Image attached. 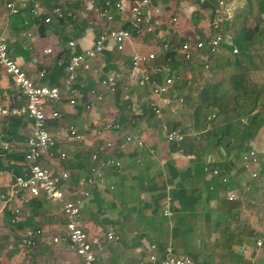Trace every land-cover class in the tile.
<instances>
[{
	"label": "crops",
	"instance_id": "0c3cea01",
	"mask_svg": "<svg viewBox=\"0 0 264 264\" xmlns=\"http://www.w3.org/2000/svg\"><path fill=\"white\" fill-rule=\"evenodd\" d=\"M32 1L44 12L57 5L63 11L71 10L72 15L63 19L50 17L48 24L35 23L25 11L10 15L5 1L0 0V36L6 40L10 58L35 84L59 86L69 56L93 45L99 26L93 22L91 8L103 0ZM109 1H120L123 11L129 5L128 0ZM215 1L152 0L144 11L142 27L145 29L150 24L155 15L153 11L157 9L160 24L154 31L132 34L120 52L111 41L104 42L100 53L76 69L71 91L63 94L55 107L58 118L46 115L51 149L64 153L65 159H43L41 165L68 173L61 184L63 192L67 193L73 192L79 178L87 174L89 154L99 142L92 135L94 128L112 121L122 126L120 131L104 134V138L113 143L108 156L120 162L117 169L109 167L103 172L106 185L113 188L89 190L87 197L78 196L80 222L92 243L96 264L145 263L149 254L160 260L167 253L186 256L191 264H264V248L255 245L256 233L263 231L256 209H251L244 198L239 200L237 196L238 190L251 180L248 172L241 168L242 153L251 147L264 156V123L261 126L250 123L242 128L245 119L233 120L231 126L226 125L224 136L228 138L225 140L220 138L225 123L213 112L208 113L206 126L199 122L195 129L192 127L193 110L203 88L219 80L214 73L233 72L232 68L223 66L231 53L223 46L213 55L200 52L189 63L181 62L176 55L161 75L172 77L173 86L170 93L156 101L162 121L184 133L179 146L164 139L159 121L153 118L147 106V89H139L129 82L127 91L118 83L114 91L104 92L99 85L101 79L113 72L125 75L134 53H154V64L163 65L162 41L177 48L184 41L204 39L210 32V11ZM224 2L230 7L235 3L233 0ZM126 15L122 12L112 28H126ZM172 18H175L174 23ZM228 26L233 32L235 27L230 20ZM24 32L29 36H24ZM70 41L73 42L71 48L68 47ZM44 49H50V54H43ZM223 50L226 55L219 57L211 73L212 59ZM240 68L248 70L256 87L264 89V75H257L260 71L264 74V65L261 70L254 64L253 70L251 65L241 63ZM41 69L45 73L37 77ZM91 90L101 93L102 100L92 101ZM164 98L171 99L167 108L163 107ZM177 98L182 99L181 104L175 102ZM69 100L73 103L69 104ZM23 102L12 78L0 69V107L7 109ZM261 107L254 111L258 118L264 116ZM69 125L81 135V141L67 136ZM29 132L27 119L0 115V192L11 184L10 170L15 174L24 171L20 161ZM125 136L138 138L142 145L124 142ZM4 145L7 150L2 149ZM223 166L226 173L222 182L218 170ZM214 169L218 175L212 174ZM231 193L236 194L235 200L228 199ZM168 197L170 215L164 216L162 210ZM13 206L19 210L13 224L10 223L11 207L0 206V264L77 263L66 242L44 244L45 240L61 236L63 232L64 219L58 205L41 195H22ZM26 228L42 232L41 240L31 249L19 246L21 233ZM108 231L119 236L117 243L106 239Z\"/></svg>",
	"mask_w": 264,
	"mask_h": 264
},
{
	"label": "built area",
	"instance_id": "2783aa9c",
	"mask_svg": "<svg viewBox=\"0 0 264 264\" xmlns=\"http://www.w3.org/2000/svg\"><path fill=\"white\" fill-rule=\"evenodd\" d=\"M202 2L203 0H199V3ZM128 3L127 9L124 11L120 1L103 0L100 4L91 8L93 22L99 26V32L89 49L69 56L64 67V77L59 86L46 87L35 84L27 76L26 72L10 58L6 40L3 36H0V69L12 78L16 89L24 98V102L20 106H13L7 109L0 107V115L27 119L30 123V132L24 142L20 161L24 171L21 174H15L13 170L9 171L12 174L11 184L7 189L0 192V206L8 205L11 207L10 223L13 224L19 214V210L13 206V203L22 195L30 197L41 195L46 201L58 205L64 219L63 232L61 236L45 240L44 244L52 245L61 241L66 242L70 251L77 258L76 264H96L92 243L80 222L78 196L87 197L89 190L104 191L105 189L111 190L113 188L112 185H106L103 172L109 167L117 169L120 166V162L108 156L113 150V143L109 139L104 138V134L120 131L122 126L118 122L112 121L104 122L101 126L94 128L92 135L99 142L89 154L90 165L87 168V174L79 178L76 184L77 187L73 192L67 193L63 192L61 184L67 179L68 173L65 171H53L51 168L41 165V160L43 159H58L60 161L65 159L64 153L51 149V137L45 126L46 115L52 119L58 118L55 107L63 99V94L71 91L76 69L83 65L86 60L100 53L104 42L111 41L115 50L120 52L132 34L140 35L143 30L152 32L160 24L159 11L154 9L155 15L151 18L150 24L145 29L142 27L144 11L150 7L152 0H128ZM5 9L10 15L25 11L31 22H39L41 24L50 23V17L63 19L72 15L71 10L63 11L57 5L44 12L32 0H6ZM122 12L127 14V27L112 28V23L117 17L120 18ZM230 14V6L224 0H216L210 11V32L204 39L184 41L177 48L172 47L167 41H162L163 65L154 64V53H134L130 57L126 74L122 75L120 72H113L100 80V87L104 92H112L116 85L121 83L122 89L127 91L129 82H132L139 89H147L149 95L147 106L151 110L153 118L159 121V129L164 139L168 143L179 146L184 140V133L179 128L168 127L162 121L161 109L156 101V98L170 93L173 86L172 77H162L161 75L168 70L167 67L176 55L181 62L189 63L200 52L213 55L223 46H228L231 49V54H237V49L233 46L232 35L227 28ZM171 22L174 23L175 18H172ZM24 25H28V22H24ZM23 35L28 37L29 33L24 32ZM68 47H73V42H68ZM50 52V49L43 50V54L48 55ZM206 68L207 66L205 65L204 69ZM44 73L45 70L41 69L37 73V77H42ZM89 94L94 102L102 100L101 93L91 90ZM175 102L181 104L182 99L177 98ZM68 103L72 104L73 100H69ZM162 103L163 107L167 108L171 105V99L164 98ZM47 110H49V113H47ZM66 134L76 142L81 141V135L71 125L67 126ZM124 142H134L138 147L142 145L141 140L131 136H125ZM2 149L7 150L8 147L4 145ZM240 165L242 170L248 172L250 179L256 177L258 156L253 148L248 147L242 153ZM212 174L218 175L217 170H212ZM220 180L222 182L225 181V177L221 176ZM228 199L235 200L236 194H229ZM169 201L170 198H166V203L162 210L164 216L170 215ZM41 233L40 229H24L21 233L19 246L27 249L35 247L41 240ZM105 236L107 240L113 243H117L119 240V236L112 231H108ZM255 245L256 247L264 245V231L256 233ZM136 264H191V261L186 256H172L167 253L160 260L149 254L145 263L138 262Z\"/></svg>",
	"mask_w": 264,
	"mask_h": 264
},
{
	"label": "trees",
	"instance_id": "16d2710c",
	"mask_svg": "<svg viewBox=\"0 0 264 264\" xmlns=\"http://www.w3.org/2000/svg\"><path fill=\"white\" fill-rule=\"evenodd\" d=\"M233 1L235 3L232 5L235 6L230 7V23L235 27L232 39L233 46L237 48V54L226 56L223 63V66L232 68L233 72L220 78L217 83L203 88V93L192 115L193 129L199 122L206 126L208 113L213 112L214 116H219L225 123L220 134L221 140L228 138V135L224 136V130L226 125L231 126L233 120L241 122L245 119V123L241 125L242 128L250 123H256L258 126L264 123V116L258 118V113L254 114L258 107L264 108V92H262L264 89L256 87V83L246 70L247 67L240 68V64L244 63L246 66L251 65L253 69L252 52L258 48L262 50L264 58V0ZM248 20L252 23L250 27L246 24ZM224 47L228 53H231L228 46ZM242 133H245V129ZM257 156V175L246 187L238 190L237 196L239 200L241 197L244 198L251 209H256L258 223L264 231V156L258 154ZM218 172L220 176H224L225 166Z\"/></svg>",
	"mask_w": 264,
	"mask_h": 264
},
{
	"label": "rangeland",
	"instance_id": "374dc122",
	"mask_svg": "<svg viewBox=\"0 0 264 264\" xmlns=\"http://www.w3.org/2000/svg\"><path fill=\"white\" fill-rule=\"evenodd\" d=\"M234 4V3H233ZM232 6H235V5H232ZM247 26L248 27H250V26H252V23H251V20H248L247 21ZM232 26V25H231ZM231 26L229 27L228 26V30H229V32L231 33V35H232V30H231ZM235 47V46H234ZM236 48V47H235ZM237 49V48H236ZM221 53L218 55V54H216L215 56H214V59H212V64H213V66H212V68H210V72L211 73H213V69H215V68H213V67H215V62L216 61H218V59H220L219 57L221 56V55H223V57L226 55L225 54V50H223V51H220ZM252 59H253V61H254V64L256 65V67H259L260 69H261V67H263V65H264V58H263V55H262V50L260 49V48H258L256 51H253L252 52ZM228 70V69H227ZM262 70V69H261ZM229 71H232V70H229ZM229 71H225V72H221V71H218V72H215L214 73V75L216 76V79H220V78H222V77H225V76H227L230 72ZM260 74H262V75H264L263 74V72L262 71H260V72H258V77H259V75ZM215 79V80H216ZM263 125V124H262ZM258 127V126H257Z\"/></svg>",
	"mask_w": 264,
	"mask_h": 264
},
{
	"label": "water",
	"instance_id": "95a60500",
	"mask_svg": "<svg viewBox=\"0 0 264 264\" xmlns=\"http://www.w3.org/2000/svg\"><path fill=\"white\" fill-rule=\"evenodd\" d=\"M227 146V144L225 145V147Z\"/></svg>",
	"mask_w": 264,
	"mask_h": 264
}]
</instances>
